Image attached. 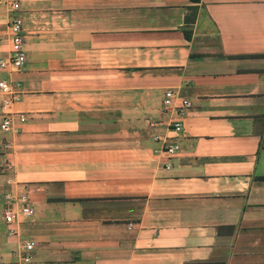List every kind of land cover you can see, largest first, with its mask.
<instances>
[{"label":"crops","instance_id":"1","mask_svg":"<svg viewBox=\"0 0 264 264\" xmlns=\"http://www.w3.org/2000/svg\"><path fill=\"white\" fill-rule=\"evenodd\" d=\"M15 1L0 58L20 15L26 60L0 79L26 118L0 125V264L28 240L33 264H264V0ZM7 192L34 212L7 223Z\"/></svg>","mask_w":264,"mask_h":264},{"label":"built area","instance_id":"2","mask_svg":"<svg viewBox=\"0 0 264 264\" xmlns=\"http://www.w3.org/2000/svg\"><path fill=\"white\" fill-rule=\"evenodd\" d=\"M6 5L8 12L17 8L18 2L15 0H0ZM22 17L20 15H12L9 19V31H10V50L7 57L0 58V68L17 70L22 67L26 60V52L24 49V32L22 27ZM0 91L4 94L2 99V106L4 107V113L1 118V127L4 131H12L16 127L18 121H24L26 115L24 112L11 111L9 109L12 102L18 99L20 90V82L12 78L0 79ZM174 91L168 89L165 91L164 104L168 109H172L178 106L177 114L183 113V108L190 105V100L182 98L181 103L175 105L173 102ZM182 122L180 119H174L171 126L174 130L181 128ZM179 149V144L169 143L165 146V151L169 156L174 155ZM6 199V205L4 206L3 217L7 223H11L16 214L22 216H29L34 212V207L30 201L27 193L22 192L16 195L14 192H7L4 195ZM16 202V206L13 208L12 203ZM13 232V229H9ZM35 247L34 240L25 241L22 244V250L18 253L17 264H33V249Z\"/></svg>","mask_w":264,"mask_h":264},{"label":"trees","instance_id":"3","mask_svg":"<svg viewBox=\"0 0 264 264\" xmlns=\"http://www.w3.org/2000/svg\"><path fill=\"white\" fill-rule=\"evenodd\" d=\"M199 0H191V2L195 3L198 2ZM188 8L191 9V12L185 15V21L186 23H191L194 21L195 19V12H196V5H189ZM184 33L186 36L190 35V31L188 30V28L184 27Z\"/></svg>","mask_w":264,"mask_h":264}]
</instances>
